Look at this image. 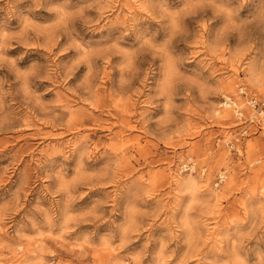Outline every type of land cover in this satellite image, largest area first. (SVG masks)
Masks as SVG:
<instances>
[{"label": "rangeland", "instance_id": "374dc122", "mask_svg": "<svg viewBox=\"0 0 264 264\" xmlns=\"http://www.w3.org/2000/svg\"><path fill=\"white\" fill-rule=\"evenodd\" d=\"M241 84L264 100V0H0V264H264Z\"/></svg>", "mask_w": 264, "mask_h": 264}, {"label": "built area", "instance_id": "2783aa9c", "mask_svg": "<svg viewBox=\"0 0 264 264\" xmlns=\"http://www.w3.org/2000/svg\"><path fill=\"white\" fill-rule=\"evenodd\" d=\"M222 104L231 107L236 117L237 123H243L242 127L236 134L233 140L226 141V145L229 150L236 155H241L243 147L241 145L243 136L250 133L248 124L252 123L254 128L261 129L264 123V100L260 99L256 95L248 92L245 85H239L236 94L224 95ZM244 104L249 108V115H245ZM257 118V120H255ZM184 170H194L195 163L193 160L188 159L182 163ZM203 171V169H202ZM227 176L226 169L219 171L215 176L214 184L218 185L222 183Z\"/></svg>", "mask_w": 264, "mask_h": 264}, {"label": "bare ground", "instance_id": "6f19581e", "mask_svg": "<svg viewBox=\"0 0 264 264\" xmlns=\"http://www.w3.org/2000/svg\"><path fill=\"white\" fill-rule=\"evenodd\" d=\"M222 116H223V114H222Z\"/></svg>", "mask_w": 264, "mask_h": 264}]
</instances>
